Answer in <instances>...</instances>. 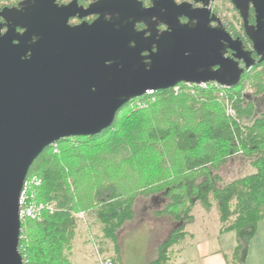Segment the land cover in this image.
I'll list each match as a JSON object with an SVG mask.
<instances>
[{
    "label": "trees",
    "instance_id": "16d2710c",
    "mask_svg": "<svg viewBox=\"0 0 264 264\" xmlns=\"http://www.w3.org/2000/svg\"><path fill=\"white\" fill-rule=\"evenodd\" d=\"M224 1L234 13L224 25L250 49L240 13L230 0ZM255 21L252 10L250 24ZM250 85L255 97L264 95V63L245 71L231 88L190 89L182 84L179 94L170 89L137 98L104 132L47 148L28 179L41 180L32 187L35 200L53 204L55 211L22 222L20 252L25 264H73L83 224L89 231L98 226L102 236L97 241L104 251L112 247L113 264H123L119 232L135 219L136 200L161 193L169 203L158 215L171 217L177 227L151 264H175L174 253L188 236L186 225L194 220L198 205L208 211L216 207L220 232L237 234L233 264H245L264 220V114L255 117V103L246 90ZM61 146L57 155L55 148ZM240 153L254 158L256 173L220 186V167ZM84 173L97 182L86 183ZM77 213H84L85 220Z\"/></svg>",
    "mask_w": 264,
    "mask_h": 264
},
{
    "label": "water",
    "instance_id": "95a60500",
    "mask_svg": "<svg viewBox=\"0 0 264 264\" xmlns=\"http://www.w3.org/2000/svg\"><path fill=\"white\" fill-rule=\"evenodd\" d=\"M216 1L197 0L203 7L194 9L162 0L146 9L122 0L108 7L111 19L103 10L93 24L71 27L76 2L59 7L56 0H29L25 32L3 35L0 29V264H25L20 200L47 148L104 132L127 104L150 91L183 83L231 88L264 63V0H232L253 51L213 14ZM155 18L168 27L161 37L137 31V24Z\"/></svg>",
    "mask_w": 264,
    "mask_h": 264
},
{
    "label": "rangeland",
    "instance_id": "374dc122",
    "mask_svg": "<svg viewBox=\"0 0 264 264\" xmlns=\"http://www.w3.org/2000/svg\"><path fill=\"white\" fill-rule=\"evenodd\" d=\"M182 1V0H180ZM214 11L217 15L221 16L222 20L231 22L234 18V13L231 11V4L228 1H219L213 5ZM240 27L238 26L237 30ZM253 81V80H252ZM247 94L255 103L256 112L255 117H259L264 114V95L255 97L254 90L250 85L247 89ZM231 112V111H230ZM252 121L246 122L251 124ZM63 146L60 149L55 148V153L59 155ZM254 158L246 157L244 154L234 155L231 157L226 164L220 167L218 173L222 177L223 183L220 186L227 185L237 179L252 175L256 173V168L252 165ZM73 169V168H72ZM85 182H93L96 180L95 177L83 174ZM91 178V179H90ZM32 187H36V182H39L38 177L34 176L30 179ZM97 180L95 181V183ZM35 196V191L33 193ZM33 203L35 206L42 204L33 197ZM169 203L168 199L164 195H151L149 197H139L136 200L134 211L136 217L133 221L126 223L125 227L119 232V241L124 257V264H149L152 259L157 257L158 249L157 245L164 243L171 236L177 224L173 219L166 215H158V212H162L166 205ZM33 204V205H34ZM200 215L203 214V208L198 207ZM216 207L213 211L216 212ZM77 216L81 219L84 218V213H77ZM160 220L157 229L153 230L154 222ZM86 223V222H85ZM80 238L76 242L75 248L78 253H75L74 261L76 264H84L83 256L90 257V264H102L103 260L111 259L113 256V250L109 248V251H104L103 247L97 241V238L101 239V232L98 226L92 228L91 231L83 224L81 226V232L79 233ZM256 239L257 252L263 253L264 258V220L259 224ZM111 249V250H110ZM82 256H80V253ZM154 257V258H153ZM252 264H260L259 259L256 255H253Z\"/></svg>",
    "mask_w": 264,
    "mask_h": 264
},
{
    "label": "crops",
    "instance_id": "0c3cea01",
    "mask_svg": "<svg viewBox=\"0 0 264 264\" xmlns=\"http://www.w3.org/2000/svg\"><path fill=\"white\" fill-rule=\"evenodd\" d=\"M198 207L202 206L198 205L195 207L192 213L194 220L190 222V224L186 225L188 236L183 241V243L176 248V252L174 253L175 264L235 263V259L237 258H235L234 250L238 245L237 234L235 232L222 234L220 232L221 224L218 211L216 210V212H214L213 209L208 211L202 207L204 211L203 214L200 215L201 212L196 214ZM159 221L160 220L157 219V222H154L153 230L157 229L156 225H158ZM79 238L80 235L76 239V242L79 240ZM256 239L257 236H255L254 240L249 245L245 264H252L253 260L251 257H253V255L258 257L260 264H264L263 253H261V251L257 252ZM160 245L161 244L157 245V249H159ZM122 251L123 250H121V252ZM75 253H78L77 249H74L73 252V264H76L74 261V257L76 256ZM79 253L80 256H82V253ZM90 257L91 255L83 256L82 259H84V264H90ZM122 259L124 264L123 255ZM156 259L157 257L152 259L149 264H151Z\"/></svg>",
    "mask_w": 264,
    "mask_h": 264
},
{
    "label": "flooded vegetation",
    "instance_id": "af4514ba",
    "mask_svg": "<svg viewBox=\"0 0 264 264\" xmlns=\"http://www.w3.org/2000/svg\"><path fill=\"white\" fill-rule=\"evenodd\" d=\"M119 1H122V0H56V4L59 7H66V6L72 5L74 2L77 3L73 10L79 11V13L75 17L70 18L68 22L69 26L77 27V26H80L86 23L90 25L93 24L95 21H97L100 18L103 10L104 12H107L106 18L111 19L114 12L112 11L113 13L112 12L108 13L107 11L108 7H110L111 5ZM126 1L142 3L144 8L149 9L154 6L155 2L162 1V0H126ZM219 1L221 2L223 0H217L215 3ZM230 1L232 2V0ZM28 2L29 0H0V29L3 35L8 33L9 30H15V33H18V34H23L25 32V30L22 28V22H23L22 14ZM175 2L178 4H182V3L193 4L194 9L203 7L201 3H197V0H182V1L175 0ZM215 3L212 4V10H213V14L217 15L213 8V5ZM252 10L254 11L253 8H251V11ZM251 11H250V14H251ZM217 16L221 18V16L219 15ZM254 16L256 20L255 11H254ZM187 22H188L187 19L185 18L182 19V23L185 24ZM254 24L255 22L251 25H254ZM136 29L139 32L146 31L147 32L146 37H151L153 35L161 37L163 34L167 32L168 27L162 21L155 18L150 21L137 24ZM154 50H156V46H154ZM246 50L253 51V46L250 49L246 48ZM229 55L231 54L229 53ZM254 56H256L255 53H254ZM258 60H259V57H258Z\"/></svg>",
    "mask_w": 264,
    "mask_h": 264
},
{
    "label": "built area",
    "instance_id": "2783aa9c",
    "mask_svg": "<svg viewBox=\"0 0 264 264\" xmlns=\"http://www.w3.org/2000/svg\"><path fill=\"white\" fill-rule=\"evenodd\" d=\"M185 84V83H183ZM187 87H189L190 89H194L196 87H200L202 89L207 88L210 85H219L217 83H203L200 85L197 84H190V83H186L185 84ZM173 92L175 94H179L182 90V84L172 88ZM156 92L154 91H150L146 94V96H152L154 95ZM141 105V104H139ZM232 112V111H231ZM233 113V112H232ZM37 185L41 184V180H39V182L37 183ZM32 182L27 178L25 185H24V189L21 195V200H20V217L22 222L25 220H41L45 214V212H49L50 214L54 213L55 211V206L53 204H40L38 206H35V204L33 203V193H32ZM36 185V186H37ZM34 204V205H33ZM102 264H113L112 261L110 259L106 260L105 262L102 261Z\"/></svg>",
    "mask_w": 264,
    "mask_h": 264
}]
</instances>
